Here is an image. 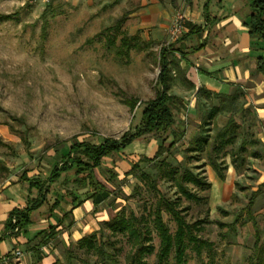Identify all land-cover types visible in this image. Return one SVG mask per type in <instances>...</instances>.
Listing matches in <instances>:
<instances>
[{"label": "rangeland", "instance_id": "obj_1", "mask_svg": "<svg viewBox=\"0 0 264 264\" xmlns=\"http://www.w3.org/2000/svg\"><path fill=\"white\" fill-rule=\"evenodd\" d=\"M131 6L127 0H54L50 4L0 0V124L8 125L15 137L7 144L0 142V154L11 157L13 169L19 174L41 173L40 169L54 156V149L66 151L75 139L98 143L103 137L119 138L140 124L145 102L156 91L161 46L137 35L131 48L124 49L121 37L136 36L129 34L126 22L116 33L115 44L110 45L108 41L112 36L107 28ZM130 97L138 99L133 110L124 102ZM201 105L204 110L203 103ZM178 108L175 105V110ZM229 115L220 113L202 128L201 123L191 118L182 120L176 114L177 128L184 129V135L165 154L172 166L187 167L215 184L214 189L208 191L206 187L188 183L199 195L209 193L207 203L185 198L171 178L158 176L161 193L179 199L183 207L190 206L187 210L190 221L205 217L206 207L210 211V222L200 233L214 242V249L211 254L203 250L198 255L189 247L186 264H257L254 234L249 226L252 219L246 210L250 193H244L241 187L257 186L264 171V151L259 149L260 145L249 143V149L243 153L245 164L238 170L233 169L228 151L239 147L242 135L238 136L221 154L228 171L225 182L218 184L214 171L206 164V154L190 149L199 135H214ZM245 115L238 112L233 117L242 124L244 135L250 140L258 128L257 124L251 125ZM153 139V135H146L136 140L131 150L122 153V160L114 164L120 178L115 179L113 186L126 215L147 213L157 197L156 191H150L143 183L135 192L136 180L133 176L126 177L122 166L124 162L137 161L142 155L153 156L150 144H156ZM253 150L258 151L259 156L250 155ZM262 188L251 207L253 214L264 208V186ZM255 215L258 221L264 217V214ZM163 217L174 233L173 218L167 212ZM220 221L224 225H220ZM104 231L107 235L110 233L107 227ZM151 237L147 245L152 244L153 251L144 256L149 264L155 262L160 244L152 225ZM113 239L117 243L119 264H128L133 242L123 233ZM53 241L59 255L56 261L67 264L68 246L57 238ZM71 250L76 254L73 264H99L97 253L87 250L86 246H72ZM172 262L173 253L169 259V263ZM20 264H27L23 257Z\"/></svg>", "mask_w": 264, "mask_h": 264}, {"label": "crops", "instance_id": "obj_2", "mask_svg": "<svg viewBox=\"0 0 264 264\" xmlns=\"http://www.w3.org/2000/svg\"><path fill=\"white\" fill-rule=\"evenodd\" d=\"M127 1L132 6L126 9L122 16L125 14L124 22L127 23L129 34L140 35L151 44L159 43L160 49L169 46L171 61L169 93L183 99L182 104L174 103L175 115L178 114L182 120L191 118L196 123H201V104L206 100L200 89L222 94H232L237 89H242L243 108L250 107L256 114L258 128L256 137L264 151V73L256 68V59L263 51L260 44H253L248 28L243 23V18L250 12L248 0ZM178 11L185 15L184 33L171 41L169 27ZM175 105L179 107L177 110ZM176 120L178 123L177 118ZM140 138L135 139L113 158L104 159V165L116 174L115 179L120 178V174L114 164L121 161L120 156H124L122 153L126 149L131 150L133 144ZM13 140L15 137L8 125L0 124V142L7 144ZM153 140L156 144H150L154 156L158 142L155 137ZM72 143L70 142L67 147L69 148ZM68 148L66 151L55 148L51 161L44 165V169H40L41 173L34 175H27L25 172L19 174L13 169L11 157L6 159L0 154V264L10 262L18 264L19 260L21 263L22 257L27 264H52L59 256L54 239L57 238L58 242L66 246L76 243L82 237L98 230L101 221L109 220L121 209L114 182L107 181L96 168L97 178L111 190L109 196L98 204H95L94 198L84 195L85 189H77L76 186L74 191L77 200L74 201L66 192V187L55 182L50 185L46 200L30 212L29 224L25 228L18 230L7 227L11 212L23 210L39 194L38 188L29 186V180L34 177H47L50 169L61 160L62 154H65ZM122 166L126 174L131 163L124 162ZM227 171L228 165L226 176ZM23 174L28 178H23ZM214 174L218 184L225 182L227 177L223 180L215 172ZM260 178L255 188H249L250 191L258 190L264 182V171ZM214 185L211 182L212 190ZM72 186L70 183L69 188H73ZM262 187L256 197L262 193ZM241 188L245 193L246 187ZM56 201L58 204L53 207ZM255 214H264V208ZM255 218L256 221H249V226L254 234V247L257 243L256 263L264 264V217L261 221ZM55 225L57 235L52 237L48 244L40 247L43 257L37 261L31 248L40 241L42 231L46 230L49 233L50 227ZM17 251L20 253L17 254Z\"/></svg>", "mask_w": 264, "mask_h": 264}, {"label": "trees", "instance_id": "obj_3", "mask_svg": "<svg viewBox=\"0 0 264 264\" xmlns=\"http://www.w3.org/2000/svg\"><path fill=\"white\" fill-rule=\"evenodd\" d=\"M250 12L243 18V23L248 28V34L251 41L261 45L263 54L256 59V68L264 73V0H248ZM5 18H8L6 16ZM125 14L118 18L116 22L107 28L112 38L108 42L114 45L116 33L125 21ZM138 39V36H122L121 45L124 49L129 50L132 42ZM169 46H164L159 52L160 71L156 80L155 95L145 102V106L141 112L140 124L133 130L125 131L119 138L103 137L98 143H92L87 140H75L68 148L65 154H62L61 160L58 161L49 171L45 178L34 177L29 180V186L36 187L39 190L37 198L33 199L23 210H15L11 212L7 227L10 229L17 228L18 230L25 228L29 224V214L35 208L39 207L47 198V192L52 183L59 182L66 187V192L72 196L74 201L77 200L74 191V186L77 189H85L84 195L88 198H94L95 204L104 200L109 196L111 190L100 181L95 169L98 168L104 175L107 181L115 182L116 174L104 165V159L107 157L113 158L115 154L121 153L125 147L131 144L135 139L144 135L151 134L158 142V148L153 157L142 156L137 161L131 163L130 169L125 174L126 177L133 176L136 180L133 190L139 191L140 184L147 186L150 191H156L157 197L151 203L147 213L137 215L136 213L125 214V208L122 207L117 214L109 220L101 221L99 229L82 237L76 243H70L66 250L67 264H73L72 260L76 254L72 252V246L83 247L87 250H93L97 253V263L99 264H119L116 258V241L113 236L123 233L128 240L134 245L133 251L128 254V264H149L145 261L144 256L152 253L153 245L151 242V225L157 231L160 238V244L156 253L155 262L153 264H170L169 259L173 253V262L171 264H186V252L189 247L193 248L196 254L201 255L203 250L211 254L214 249V242L202 236L200 233L204 229V225L210 222L209 208L206 207V216L190 221L187 217V210L190 206H181L179 199H171L161 193L158 188V176L171 178L177 191L189 200H194L197 203L208 202L209 193L199 195L192 191L188 183H192L199 187H206L209 191L211 182L204 179L198 173H194L187 167L172 166L166 159L165 154L176 146L178 141L184 135V129L177 128L176 115L173 111L175 102L183 103V99L169 93L171 80V61L168 52ZM173 62V61H172ZM204 94L205 103L204 110L201 108V126L205 123H210L220 113L230 114L226 122L217 130L214 135H199L194 139L190 149L202 151L206 154L207 165L221 178L225 179L227 163L221 158L223 150L228 145H233L238 136L242 135V141L238 148L231 149L228 154L231 155V164L236 170L239 166H243L246 162L244 152L251 145L262 144L256 137V133L251 135L250 140L244 135L242 124L238 123L233 115L238 112H244L246 118H249L251 125L257 123V117L252 108H243L241 98L244 96L242 89H237L232 94L212 93L205 89H200ZM211 101H215L212 104ZM132 110L136 107L138 99L130 97L124 101ZM12 128V127H11ZM201 134V133H199ZM247 134V133H246ZM170 140L167 143V140ZM250 155L259 156L258 151H251ZM148 163L144 166L142 163ZM151 167V169H148ZM23 178H28L22 175ZM73 188H69V184ZM258 190L250 191L245 188V193L249 192V201L246 206L248 216L252 221H256L251 207L254 204ZM58 204L56 201L53 205ZM167 212L173 218L176 224L175 232H171L166 223L163 213ZM15 219V221H13ZM151 224V225H150ZM224 225L223 222H219ZM105 227L110 229V233H105ZM57 235L56 225L50 227V232L46 230L40 233V241L32 246L31 250L37 261L41 260L43 253L40 247L48 244L52 237ZM98 235H100L98 237ZM100 239L97 242V239ZM257 243L255 244V248ZM9 264H13L10 262ZM52 264H59L55 261ZM206 264V263H203Z\"/></svg>", "mask_w": 264, "mask_h": 264}, {"label": "built area", "instance_id": "obj_4", "mask_svg": "<svg viewBox=\"0 0 264 264\" xmlns=\"http://www.w3.org/2000/svg\"><path fill=\"white\" fill-rule=\"evenodd\" d=\"M34 1H40L43 4H50L54 0H34ZM184 20H185V15L183 12L178 11L175 13L169 27V36L171 41L176 40L179 36H181L184 33ZM16 253L19 254L20 252L17 251Z\"/></svg>", "mask_w": 264, "mask_h": 264}]
</instances>
